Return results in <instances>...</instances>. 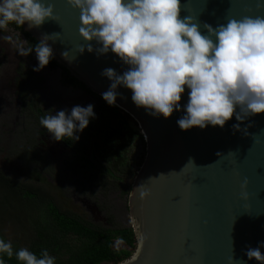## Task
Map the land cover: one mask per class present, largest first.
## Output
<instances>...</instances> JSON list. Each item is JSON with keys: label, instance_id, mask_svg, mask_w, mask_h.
Segmentation results:
<instances>
[{"label": "water", "instance_id": "95a60500", "mask_svg": "<svg viewBox=\"0 0 264 264\" xmlns=\"http://www.w3.org/2000/svg\"><path fill=\"white\" fill-rule=\"evenodd\" d=\"M45 2L54 5L56 20L48 19L39 27L30 28L27 22L19 26L37 43L47 36L53 61L102 97L112 83L102 72L112 68L122 74L130 66L111 51L80 53L87 43L94 49L101 45L81 37L79 10L67 0ZM181 2V17L196 18L205 34L204 23L216 27L233 17L264 16L257 0ZM117 91L115 106L135 121L145 144L127 197L136 248L118 264H229L232 255L243 264H260L245 253L264 241V113L243 121L234 115L224 127L182 130L177 121L184 111H175L170 118L153 116L135 105L130 89L120 86ZM188 91L181 108L188 102ZM235 124L241 130L234 129ZM245 179L247 188L242 189ZM141 190L148 194L141 197ZM245 191L247 199L242 198Z\"/></svg>", "mask_w": 264, "mask_h": 264}, {"label": "clouds", "instance_id": "9594fccd", "mask_svg": "<svg viewBox=\"0 0 264 264\" xmlns=\"http://www.w3.org/2000/svg\"><path fill=\"white\" fill-rule=\"evenodd\" d=\"M80 12L79 33L87 41L80 47L98 54L115 53L130 67L122 74L106 68L102 75L112 83L102 98L115 105L120 86L132 91V101L150 115L170 118L175 111L186 114L178 119L182 130L208 125L224 127L233 116L238 121L264 113V16L229 18L225 24L213 27L192 17H181V0H67ZM257 8H264L257 0ZM54 5L45 0H0V29L15 23L39 27L48 20H56ZM45 36L35 48H20L19 55H37L40 71L54 56ZM11 40V36L3 37ZM62 55L67 59L69 53ZM188 91V102L181 108L182 97ZM239 109V112H237ZM51 112V111H49ZM95 118L94 106H74L70 113L60 110L40 118V124L56 141L74 137ZM241 130L240 124L233 125ZM247 135V129H243ZM222 153H217L220 156ZM191 161V160H190ZM192 162V161H191ZM194 163V162H192ZM164 175V174H161ZM153 179V178H151ZM245 179L241 185L247 188ZM140 191V196L147 195ZM247 199V192H242ZM264 241L246 256L264 264ZM13 256L21 264H55V257L47 249L39 256L26 247L14 251L11 241L0 238V264L4 256ZM229 264L237 262L234 256Z\"/></svg>", "mask_w": 264, "mask_h": 264}, {"label": "trees", "instance_id": "16d2710c", "mask_svg": "<svg viewBox=\"0 0 264 264\" xmlns=\"http://www.w3.org/2000/svg\"><path fill=\"white\" fill-rule=\"evenodd\" d=\"M11 24L22 30L19 25ZM25 35L37 44L27 33ZM49 64L58 67L53 59ZM62 70L67 80L83 86L64 68ZM99 101L102 104L93 124L74 140L76 149L84 154L83 175L90 180L104 172H110L112 176L124 172L125 176L134 177L142 158H130L128 148L134 143L144 147L143 137L130 127L129 119L136 125L130 116L115 105H109L102 97ZM115 181H118L117 189H124L123 193L127 195L131 185L124 184L119 177ZM20 207L25 208L24 214H6L5 209L17 211ZM6 220L10 230L15 232L14 237L7 239L0 229V238L11 241L14 251L26 247L39 256L43 249H47L55 257V264H118L128 259L136 248L131 227H119L113 223L112 228H106L72 213L61 212L50 199L23 189L0 172V228L4 227ZM3 258L6 264H21L15 256L8 259L5 255Z\"/></svg>", "mask_w": 264, "mask_h": 264}, {"label": "flooded vegetation", "instance_id": "af4514ba", "mask_svg": "<svg viewBox=\"0 0 264 264\" xmlns=\"http://www.w3.org/2000/svg\"><path fill=\"white\" fill-rule=\"evenodd\" d=\"M5 36H11L12 39L5 40L3 39ZM35 46L23 30H18L13 24H9L7 29H0V135H5V141L12 142L15 135L22 134L27 151L31 154L27 156L23 152L22 159L45 175L47 182H52V177L55 176L51 167L61 172H69L76 177L73 184L78 190L73 188L72 198L80 202L89 216L82 218L94 225L112 228L113 222L106 214L105 207L100 204V200L96 202L89 194L90 188H104L108 183L99 176L93 177L94 180L84 177L85 164L82 160L84 154L76 149L74 137H64V140L56 141L40 124L41 117L56 114L60 110L70 113L77 105L82 107L93 105L96 117L102 104L99 101L100 96L88 92L84 85L83 87L67 80L65 72L58 64V67L48 64L42 70L34 71V68L39 67L35 51L28 56H21L19 50L34 49ZM93 119H90L88 127L82 132L91 127ZM82 132H77L76 135ZM0 172L8 177L1 169ZM103 174L108 176L107 179L112 178L116 187L118 181L115 180L124 177V172L120 176L114 174V177L110 172ZM41 177L44 178L42 175ZM14 182L24 189L18 181ZM123 190L117 189L116 192L120 196L128 197L129 193L126 195ZM28 191L44 199H50L47 191H44L43 195ZM126 210L128 211L127 203Z\"/></svg>", "mask_w": 264, "mask_h": 264}, {"label": "rangeland", "instance_id": "374dc122", "mask_svg": "<svg viewBox=\"0 0 264 264\" xmlns=\"http://www.w3.org/2000/svg\"><path fill=\"white\" fill-rule=\"evenodd\" d=\"M122 111V110H121ZM123 112V111H122ZM128 123L130 127L140 132L138 125H134L129 119ZM26 142L22 134L15 135L12 142L5 141V135H0V169L12 180L18 181L24 189L37 192L43 195L44 191L48 192V197L58 207L61 212H70L74 215L88 218V214L84 207L81 206L79 201L72 198V190L75 188L73 184L75 178L69 172H61L55 167L50 169L55 173L52 177V182H47L46 176L40 171L32 168L31 163H27L22 159L23 152L27 156L31 154L27 151ZM25 155V154H24ZM128 155L130 158H142L140 164L145 156V146L134 143L128 148ZM33 163V162H32ZM109 168L108 166H105ZM59 170V172H57ZM41 175L44 177L42 178ZM61 177V178H60ZM107 175L102 174L100 178L108 184L104 185V188H90L89 194L96 202L100 200V204L105 207L106 214L110 217L111 221L119 227H130L129 214L126 210L127 197L117 194V187L113 184L112 178L107 179ZM134 177L129 175L122 178L123 183L131 185ZM57 182V184H56ZM42 190V191H41ZM91 199V200H93ZM17 207H19L17 205ZM21 208V207H20ZM6 210V214H24L25 208L16 210ZM14 227V226H13ZM7 239L14 237L13 229L10 230V224L6 220L4 227L0 228ZM15 233V232H14Z\"/></svg>", "mask_w": 264, "mask_h": 264}]
</instances>
